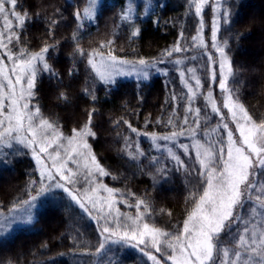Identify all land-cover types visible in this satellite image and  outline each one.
I'll return each mask as SVG.
<instances>
[{
	"label": "snow or ice",
	"instance_id": "6c2138e0",
	"mask_svg": "<svg viewBox=\"0 0 264 264\" xmlns=\"http://www.w3.org/2000/svg\"><path fill=\"white\" fill-rule=\"evenodd\" d=\"M100 2L87 0L82 11L77 8L73 13L76 20L72 35L74 56L84 59L107 86L116 84V76L130 74L124 71L129 65L137 75L147 78L149 70L163 63V58L155 63L142 58L137 61L120 58L113 54V39L102 41L91 50L81 47L79 33L86 21L96 18ZM209 5L213 17L210 37L206 40L204 9ZM190 7L194 9L193 15L199 17L191 46L201 50L200 56L175 58L169 62L179 66L185 59H203L206 63L193 64L179 72L187 88V94L181 97L185 113L176 117L182 123L169 117L166 123L172 130L168 133H147L124 121L132 133L148 136L157 151L166 152L177 170L183 169L194 176V186L189 192L192 204L181 225L173 226L171 231L156 226L153 209L144 198H136L134 203L124 200L127 207L135 208V215L121 212L117 207L121 202L117 197L119 190L98 182V177L112 174L100 164L88 143V138L95 136L91 126L95 109L89 111L88 121L83 126L72 129V134L65 136L57 122L45 117L40 107L32 104L38 77L43 73L58 76L48 56L49 50H55L56 45L55 42L45 43L38 51L22 46L21 35L31 17L28 11L17 10L18 0H0V160L22 154V148L30 149L39 166V179L31 181L38 187L39 195L63 189L90 216L89 206L95 209L104 221L97 255L104 252L108 244L132 243L152 264H264V184L260 180L264 177V117H254L240 100L239 69L234 67L229 38L221 35L222 26L231 23L232 6L227 0H191ZM133 13L134 5L129 4L127 8L122 7L118 18L130 24L134 29L130 36L136 37L140 29L134 23ZM56 23L58 21H52ZM183 38L181 31L180 39ZM165 51L167 57H173L174 53L190 49L181 47L178 40L174 47ZM201 69L208 77L206 92L203 91ZM213 85L219 89V103ZM88 94L95 100L94 93ZM61 98L67 99L64 93ZM197 98L203 100L200 106H194ZM172 99L177 98L173 95ZM222 109H227L230 120L225 119ZM213 114L219 117L217 123L202 128V121L207 125ZM183 136L193 141L192 165H185L181 159L182 155H190V145L179 139ZM198 136L202 139H197ZM6 149L15 151L9 153ZM123 151L132 161L146 155L131 137H125ZM167 158L149 157L155 173L162 179L170 172ZM81 182L82 189L75 192L68 187ZM102 192L107 195H101ZM37 199L38 196H32L22 201L25 207L21 215H16L15 206L8 215L0 212V234L13 223L31 222ZM167 215L171 216V212Z\"/></svg>",
	"mask_w": 264,
	"mask_h": 264
},
{
	"label": "trees",
	"instance_id": "16d2710c",
	"mask_svg": "<svg viewBox=\"0 0 264 264\" xmlns=\"http://www.w3.org/2000/svg\"><path fill=\"white\" fill-rule=\"evenodd\" d=\"M227 2L232 6L231 23L222 26L221 35L229 38L234 67L241 72L239 97L254 117H264V0ZM133 3V20L140 29L136 37L130 36L134 30L130 24L118 18L122 7ZM86 4L87 0H18L17 10H26L31 17L21 35L22 46L38 51L45 43L56 45L48 56L58 76L43 73L38 77L32 103L40 107L45 117L57 122L65 134L83 126L89 111L95 109L91 124L95 136L89 137L88 143L100 164L112 174L104 176L103 182L119 190L117 197L123 202L146 199L156 226L171 231L173 226L182 224L191 207L189 192L194 176L177 170L167 153L157 151L148 136L132 133L124 121L147 133H168L172 130L166 123L169 117L181 123L176 117L185 113L181 97L187 93L179 69L165 61V50L174 47L178 40L181 47L192 48L191 37L196 34L199 17L193 15L191 0H105L96 18L86 21L81 29V47L91 50L100 42L113 39L114 55L129 61L142 58L154 62L163 58L166 71L148 80L118 79L115 85L107 86L84 59L74 56L73 13L77 8L82 11ZM260 9L263 15H255ZM205 17L209 27L211 19ZM53 20L58 23L52 24ZM201 78L207 91L208 77L202 73ZM88 92L94 93L95 100ZM216 120L212 116L207 125L202 121V128L215 125ZM125 137H131L146 155L138 161L125 156ZM21 151L22 154L9 155L0 162V212L39 195L38 187L31 183L39 179L36 162L29 150ZM154 155L167 158L170 172L163 179L149 162ZM181 159L185 165L194 161L193 156L182 155ZM101 231L96 219L85 214L64 191H58L41 198L32 225L0 238V264H151L143 255L121 246L97 255L96 247L103 239Z\"/></svg>",
	"mask_w": 264,
	"mask_h": 264
},
{
	"label": "rangeland",
	"instance_id": "374dc122",
	"mask_svg": "<svg viewBox=\"0 0 264 264\" xmlns=\"http://www.w3.org/2000/svg\"><path fill=\"white\" fill-rule=\"evenodd\" d=\"M70 1V0H69ZM105 0H101V2H100V4H99V6L97 7V11H96V14H97V12H98V9H99V7H100V5L104 2ZM133 2H134V0H133ZM133 5H134V3H133ZM263 11H261V9L260 10H256V14L255 15H259V16H262L263 15V13H262ZM205 16H207V17H210V19H211V21H212V17H213V10H212V6L211 5H209V6H207V7H205V9H204V20H205V28H204V36H205V39L207 40L209 37H210V32H209V27L207 26L208 24L206 23V17ZM13 23H14V25H15V20H13ZM0 24H2V22H0ZM200 53H201V50L200 49H198V48H190V51H187V52H181V53H177L178 55H174V54H176V53H174L173 54V57H167L166 56V60L165 61H168V63H171V62H169V61H173L175 58H187V57H191V56H200ZM155 62H157V61H154L153 63H155ZM203 59H198L197 61H193V60H190V59H185V62H184V64H182V65H179V66H177V65H175L174 63H171V64H173L174 66H176L179 70H178V72H180V70L181 69H183V68H186V67H191L193 64H203V63H206V61L205 62H203ZM10 63V62H9ZM164 63V62H163ZM163 63H157V67H156V69H151V70H149V76L147 77V78H145L143 75H137V73L134 71V70H131V67H130V65L129 66H125V69H124V71H126V72H130V74H128V75H118V76H116L115 77V79L116 80H118V79H140V80H148V79H150L152 76H154V75H162V74H165V72H162V71H160V70H165V67L163 66ZM200 73H201V75H202V73H203V69H201L200 70ZM188 75H190V74H188ZM179 76H180V74H179ZM240 76H241V72H240V70H239V78H240ZM238 78V79H239ZM180 79H181V77H180ZM193 84H194V81H191ZM181 83H182V86L184 87V89H185V91H186V93H187V88L184 86V84H183V81H182V79H181ZM203 83V82H202ZM214 87V89H213V92H214V95H215V97H216V99H217V101H218V103L220 102V95H219V89L215 86V85H213L212 86V88ZM203 91H205V87H204V89H203ZM206 92V91H205ZM203 103V100H202V98H197V100H196V103H195V105L194 106H200L201 104ZM33 104V103H32ZM209 111H210V109H209ZM222 111L224 112V114H225V119L226 120H230V116H229V114H228V112H227V109H222ZM213 116H215V118H217V120H216V123H217V121L219 120V117L218 116H216V115H214L213 114ZM181 123H182V121H181ZM190 123H191V119H190ZM215 123V124H216ZM214 126V125H213ZM230 127H234V125H231L230 124ZM72 133H69V134H65L64 133V135L65 136H69V135H71ZM180 139V141L182 142V143H185V144H189L190 145V155H184V156H193L194 158H195V150H194V148H191V145H192V143H193V141L188 137V136H183V137H180L179 138ZM197 139H202V138H200L199 136L197 137ZM151 140V139H150ZM152 141V140H151ZM153 142V141H152ZM161 143H164V142H161ZM153 144H154V142H153ZM155 146V145H154ZM23 149H26V148H23ZM15 149H6L5 151H7V152H9V153H11L12 151H14ZM27 150H29L30 151V149H27ZM175 150V149H174ZM166 153V152H165ZM30 154H31V151H30ZM31 156H32V154H31ZM33 157V156H32ZM34 159V158H33ZM34 161L36 162V160L34 159ZM0 162H1V160H0ZM48 163L50 164L51 162L50 161H48ZM36 165H37V163H36ZM70 166H72V167H74V165H70ZM37 169H38V173H39V166L37 165ZM103 178H105L104 176H101V177H98L97 179H98V182H100V183H102V184H104V185H106L103 181ZM260 180H261V183L262 184H264V177H261L260 178ZM68 187H70V188H72L73 189V191L75 192V190L76 189H82V182L81 183H76L75 185H68ZM109 187V186H108ZM58 191H64L63 189H54L53 191H51V192H47V193H45V194H43V195H37L38 196V199L35 201V204H36V207L35 208H33L32 209V214H33V218H32V220H31V222H16V223H13L12 225H11V227L10 228H8L7 230H5V231H3V233L2 234H0V238H3L4 236H6V235H8V234H11V233H13V232H15L16 230H18V229H20V228H23V227H27V226H30V225H32V223L36 220V216H37V212H38V210L40 209V201H41V198L42 197H47V196H50V195H52V194H54V193H56V192H58ZM65 192V191H64ZM66 193V192H65ZM67 194V196L72 200V198L68 195V193H66ZM81 196H83V191H81ZM101 195H107V193H101ZM31 198H28V199H26V200H30ZM79 208H80V206L74 201V200H72ZM121 201V200H120ZM24 205L21 203V204H19V205H17L16 206V208L18 209V211L16 212V215H21L22 214V212H23V209H24ZM117 207H119L120 208V211L121 212H123V213H130V214H132V215H135V209H132V208H129V207H127V204L125 203V202H123V201H121L118 205H117ZM85 214H88V213H86L82 208H80ZM89 209H90V211H91V213H92V215L90 216L89 214V216L91 217V218H93V219H96L97 221H98V223L100 224V228H101V230H102V225H103V223H104V221L102 220V219H100V214H98L97 213V211L95 210V209H91V207L89 206ZM134 210V211H133ZM142 210V209H141ZM143 211V210H142ZM2 213H4L5 215H8L9 213H10V210L9 211H6V212H2ZM9 219H11V216H9ZM5 223H7V221H5ZM119 246H121L122 248H126V249H129V250H131V251H135V252H137V253H139L140 255H143L145 258H147V256H145L141 251H140V249L139 248H137V247H135V246H133V244L132 243H129V244H123V243H121V244H108V245H106V250L104 251V252H102V253H106V252H109L112 248H115V247H119ZM141 247H143V246H141ZM153 251V253H154V250H152ZM154 254H156V255H158L159 256V254L158 253H154ZM147 260L152 264V262L147 258Z\"/></svg>",
	"mask_w": 264,
	"mask_h": 264
}]
</instances>
